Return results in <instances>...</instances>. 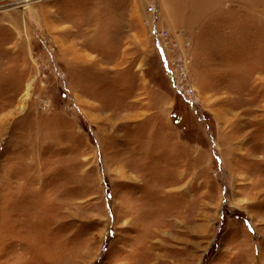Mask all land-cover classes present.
Here are the masks:
<instances>
[{
	"label": "rangeland",
	"instance_id": "1",
	"mask_svg": "<svg viewBox=\"0 0 264 264\" xmlns=\"http://www.w3.org/2000/svg\"><path fill=\"white\" fill-rule=\"evenodd\" d=\"M0 264H264V0H0Z\"/></svg>",
	"mask_w": 264,
	"mask_h": 264
},
{
	"label": "built area",
	"instance_id": "2",
	"mask_svg": "<svg viewBox=\"0 0 264 264\" xmlns=\"http://www.w3.org/2000/svg\"><path fill=\"white\" fill-rule=\"evenodd\" d=\"M150 12H154L155 8L150 7ZM158 39L161 46V49L164 52H167L168 45H177V39H179V35H175V37H171L168 33H158ZM49 51H53L52 48H48ZM170 59V60H169ZM167 60V75L172 80L175 90L182 96L186 98V100L193 106L197 105V96L194 91L189 90L184 84L187 79V71L184 66H176L174 59L170 58Z\"/></svg>",
	"mask_w": 264,
	"mask_h": 264
},
{
	"label": "bare ground",
	"instance_id": "3",
	"mask_svg": "<svg viewBox=\"0 0 264 264\" xmlns=\"http://www.w3.org/2000/svg\"><path fill=\"white\" fill-rule=\"evenodd\" d=\"M170 60V59H169Z\"/></svg>",
	"mask_w": 264,
	"mask_h": 264
}]
</instances>
